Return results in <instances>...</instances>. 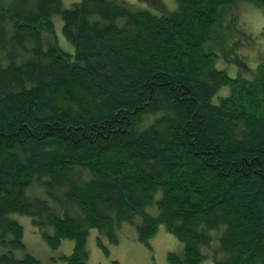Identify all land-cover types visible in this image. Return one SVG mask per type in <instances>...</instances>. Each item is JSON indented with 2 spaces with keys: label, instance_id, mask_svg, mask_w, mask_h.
<instances>
[{
  "label": "trees",
  "instance_id": "16d2710c",
  "mask_svg": "<svg viewBox=\"0 0 264 264\" xmlns=\"http://www.w3.org/2000/svg\"><path fill=\"white\" fill-rule=\"evenodd\" d=\"M235 1L178 0L157 16L0 0L1 245L25 248L13 216L27 215L52 249L74 241L62 259L87 264L90 228L117 243L130 225L149 245L163 224L185 245L171 264H264V61L231 77L206 48ZM55 14L74 55L49 42Z\"/></svg>",
  "mask_w": 264,
  "mask_h": 264
},
{
  "label": "rangeland",
  "instance_id": "374dc122",
  "mask_svg": "<svg viewBox=\"0 0 264 264\" xmlns=\"http://www.w3.org/2000/svg\"><path fill=\"white\" fill-rule=\"evenodd\" d=\"M12 4L14 0H2ZM80 0H63L65 7H70ZM129 6L132 10L149 11L154 15L162 16L177 9L178 0H114ZM222 22L214 26L212 40L206 48L217 54L215 67L226 71L229 76L241 74L247 79H253L257 66L264 61V6L246 0H236L235 4L221 9ZM55 35L50 43L57 44L64 51L73 54L76 52L72 44L63 34V20L60 14L53 16ZM243 61L244 63H240ZM221 94H227L224 89ZM219 96V94H218ZM218 96L214 98L217 102ZM53 205V203H52ZM58 209L69 208L79 212L76 206L55 204ZM24 228L23 243L25 248L12 250L9 246L0 244V255L13 252L15 257L22 259L25 255L32 254L40 264H71L68 260L74 252V241L63 239L61 244L52 249L47 240L43 238L41 230L32 223V218L27 215L15 214ZM119 242L110 241L107 234L101 233L98 228H90L85 243L88 252L87 264H171L169 253L179 256L184 254L185 245L174 234L165 230L163 224L150 239L149 245L137 239L135 227L124 225L118 231ZM102 239L103 245L108 248L106 253L98 242ZM202 264H214L211 258Z\"/></svg>",
  "mask_w": 264,
  "mask_h": 264
}]
</instances>
